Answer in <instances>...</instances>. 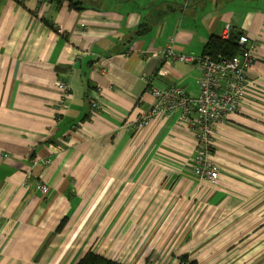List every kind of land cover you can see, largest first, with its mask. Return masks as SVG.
<instances>
[{"label": "crops", "instance_id": "crops-1", "mask_svg": "<svg viewBox=\"0 0 264 264\" xmlns=\"http://www.w3.org/2000/svg\"><path fill=\"white\" fill-rule=\"evenodd\" d=\"M226 26L256 43L255 86L215 127L207 185L192 173L191 123L131 125L154 104L143 77L199 93L196 62L152 54L173 37L199 57ZM209 203L230 210L211 230L238 211L264 216V0H0V264H76L88 250L164 261L179 243L207 261L213 242L195 221Z\"/></svg>", "mask_w": 264, "mask_h": 264}, {"label": "built area", "instance_id": "built-area-1", "mask_svg": "<svg viewBox=\"0 0 264 264\" xmlns=\"http://www.w3.org/2000/svg\"><path fill=\"white\" fill-rule=\"evenodd\" d=\"M229 31V26H226L220 38L228 40ZM174 42L173 37L169 38L164 48L157 50L152 56L164 63L196 62L200 69L198 95L189 96L181 87L156 88L151 85L150 77L149 80L143 77L142 80L149 85L154 104L131 127L138 131L157 117H169L173 114L178 117L180 123H191L196 142L192 173L200 183L214 185L219 177V171L211 157L215 147V127L237 112L249 89L255 86L249 74L256 60V43L241 35L238 38L241 53L225 58L221 55L194 57L179 54L174 50ZM58 88L64 96L69 93V88L63 81L58 83ZM90 107L94 112L99 109L97 102L91 103ZM39 189L43 193L46 192L44 184H39Z\"/></svg>", "mask_w": 264, "mask_h": 264}, {"label": "rangeland", "instance_id": "rangeland-1", "mask_svg": "<svg viewBox=\"0 0 264 264\" xmlns=\"http://www.w3.org/2000/svg\"><path fill=\"white\" fill-rule=\"evenodd\" d=\"M214 142L215 147H218L216 136ZM250 211L241 215L239 211L237 212L239 214L236 215H233L232 212L231 214L234 220L230 222L231 225L227 228L223 226L217 229L218 232L216 229H211L220 220H224L227 216L229 217V208H223L222 206L209 203L208 212H201V214L205 216V219L201 221L200 224L199 221L203 219V216L201 217L198 215L195 221L194 217L197 214H187V216L192 215L190 220L195 221L200 232L209 235L210 239L208 240H212L211 242H213V254L207 261L205 259L201 261L197 260L195 256L192 255V251H190V255L182 253L181 248L184 244L180 243L173 245V248L179 249L182 254L178 253L176 256L170 254L167 260L165 257L164 261H162L158 259V256L152 253L151 257L149 256L147 260H141L139 256H143V258L146 257V255L144 256V253H142V250L145 249L147 251L150 246H155L153 243H149V246L146 245V247L137 245L139 249H142L138 251L139 260L134 257V260L125 259L124 262L126 264H179V257L186 255L197 264H264V236L261 237V235L264 234V216L263 214H256L257 212L254 211L250 213ZM247 214H249V216ZM171 223L174 224V220H172ZM214 231H216V234L213 235L212 232ZM231 232L232 237L229 236ZM170 246H172V243Z\"/></svg>", "mask_w": 264, "mask_h": 264}, {"label": "trees", "instance_id": "trees-1", "mask_svg": "<svg viewBox=\"0 0 264 264\" xmlns=\"http://www.w3.org/2000/svg\"><path fill=\"white\" fill-rule=\"evenodd\" d=\"M60 1V0H56ZM71 7L75 9H81L77 7V4H72ZM240 32L229 33L228 40H222L220 37L212 36L206 43L202 55H221L225 58H230L234 55L241 53L242 48L238 45V38L241 36ZM64 220L61 221L57 230L59 231L63 226ZM76 264H122L111 259H107L101 255H98L91 250H88L84 255L77 261ZM179 264H197L195 261L190 260L186 255L179 257Z\"/></svg>", "mask_w": 264, "mask_h": 264}]
</instances>
